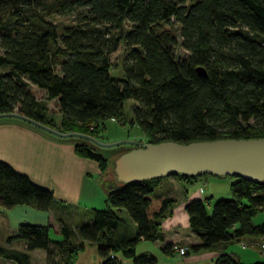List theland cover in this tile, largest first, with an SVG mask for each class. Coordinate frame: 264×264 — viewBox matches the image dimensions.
Returning <instances> with one entry per match:
<instances>
[{"label": "trees", "instance_id": "trees-1", "mask_svg": "<svg viewBox=\"0 0 264 264\" xmlns=\"http://www.w3.org/2000/svg\"><path fill=\"white\" fill-rule=\"evenodd\" d=\"M76 10L83 13V23L58 29L50 18ZM173 23L180 31L179 45L188 51L185 56L176 53ZM104 32L111 44L103 45ZM118 42L127 51L122 77L110 74L108 58ZM58 57L60 72L55 71ZM197 66L204 67L205 75ZM28 80L44 88L47 99L56 100L59 123L47 112L46 102L29 90ZM130 98L137 102L131 121L139 124L145 141L264 136V0H0V112L14 110L61 131L98 138L106 118L122 121ZM72 142L77 154L97 161L107 206L89 209L88 220L75 230L62 223L60 239L50 238L49 224L20 222L7 242L21 239L27 250L44 249L46 264H70L86 242L97 243L100 264H121L113 254L118 251L133 264H156L155 255L137 253L136 245L142 239H164L160 218L176 199L154 193L158 182L167 176L191 182L210 173L120 182L113 172L102 177L108 165L112 171L113 158L95 143L81 137ZM132 146L126 144L122 151ZM230 176L235 178L229 184L231 195L217 198L210 208L200 197L185 202L189 225L199 238L190 245L192 251L264 234V219L251 222L264 205V179ZM53 201L50 188L0 160V206L48 210ZM113 207L126 210L136 222L135 231H118L124 218ZM74 236L80 240H72ZM161 248L171 253L172 243ZM0 255L28 264L26 252L2 244ZM215 264H264V259L244 262L222 252Z\"/></svg>", "mask_w": 264, "mask_h": 264}, {"label": "crops", "instance_id": "crops-1", "mask_svg": "<svg viewBox=\"0 0 264 264\" xmlns=\"http://www.w3.org/2000/svg\"><path fill=\"white\" fill-rule=\"evenodd\" d=\"M0 160L9 163L17 171L27 174L34 182L53 191L54 201L48 210H38L25 204H18L10 208L0 206V244L8 250L26 252L29 256L28 264H35L33 254L40 248L27 250L25 241L21 239L7 242L8 235L15 232L20 222L49 224L53 231V237L50 236V238L60 239L62 238L60 232L62 223L75 230L80 223L88 220L89 209L102 207L106 204L105 194L99 182L100 168L97 161L77 154L74 151L72 139L52 137L18 120L0 119ZM176 180V177L172 176L163 177L158 182V186L163 182L166 185L173 184ZM179 182L189 184L184 180ZM194 191L196 190L189 193V188L185 187L178 209L171 206L160 218L159 228L164 234V239L148 240L149 244L145 245V248L139 253L147 252L155 255L157 257L156 264H179L178 256L180 255L177 252L172 250L171 253H164L162 251L161 247L164 242L186 245L189 247L188 250L192 251L190 245L197 243L199 238L192 232L184 204L190 198L199 197L194 194ZM165 193L173 196L170 192ZM113 209L124 218L118 231L126 233L135 231L136 222L128 217L126 210L117 207H113ZM263 219V215L257 217L256 214L252 217L251 222L257 224ZM244 236L251 238V244L245 241ZM71 239L80 240L76 236ZM255 239H257V246L254 245ZM241 241L246 243L245 247H242ZM258 241L259 236L252 235L220 240L210 248L192 251L184 257V261H181L182 264H215L216 257L222 252L229 253L244 262L261 260L264 258L259 250ZM96 245L95 242H86L83 248L90 247L96 264H100ZM118 252L113 254L122 263L117 255ZM0 264L18 263L13 258L0 255ZM44 264L46 263L44 262Z\"/></svg>", "mask_w": 264, "mask_h": 264}, {"label": "water", "instance_id": "water-1", "mask_svg": "<svg viewBox=\"0 0 264 264\" xmlns=\"http://www.w3.org/2000/svg\"><path fill=\"white\" fill-rule=\"evenodd\" d=\"M197 71L205 75L203 66ZM12 116L38 126L59 137L78 136L101 146L120 143L134 145L113 158L112 172L120 182L154 176L184 173L199 175H238L255 181L264 179V136L218 137L181 142L174 139L145 141L134 139L101 141L76 130L61 131L17 111H2L0 117Z\"/></svg>", "mask_w": 264, "mask_h": 264}, {"label": "rangeland", "instance_id": "rangeland-1", "mask_svg": "<svg viewBox=\"0 0 264 264\" xmlns=\"http://www.w3.org/2000/svg\"><path fill=\"white\" fill-rule=\"evenodd\" d=\"M83 13L79 12L78 10L68 13V14H52L50 15V18L57 23L58 29L61 28L63 25H74V24H80L83 23ZM172 29L176 34L178 45L176 47V53L178 56H185L188 51L181 47L179 43L181 42V36H180V31L176 23L172 24ZM94 34H99L100 32L97 31H89ZM103 42L105 45L106 42L111 44L110 37L108 32H104L101 35ZM117 48L113 51H111L108 54L109 62L111 64L110 68V74L114 77H122L124 75L123 71V66L125 63V57H126V46L123 44V42H118ZM62 58L58 57L55 60V71L60 72V60ZM29 90L32 92V94L35 96V98L41 99L46 102L47 105V112L49 115H52L56 122L59 123L60 121V112L58 110L57 102L55 99H47L45 95V90L42 87L37 86L35 83L31 82L28 80V86ZM137 104V102L134 99H127L124 102V116L122 117V121L115 118V117H109L106 118L103 121V126H101V130L99 133L98 139L101 141H114V140H120V139H134L137 141V144H141L142 142H145V136L139 126L138 123L135 121H131L133 117L132 113V107L133 105ZM2 120H11L14 119L16 120V117L12 116H2L0 117ZM19 119V118H18ZM22 120V119H21ZM46 131V130H45ZM48 132V131H47ZM78 136H69L65 138H74ZM83 138V137H81ZM86 139V138H85ZM93 142V141H92ZM88 143V142H87ZM94 143V142H93ZM89 144V143H88ZM96 144V143H95ZM127 143H120L117 145L113 146H101L96 144L94 146L102 152L108 159L114 158L119 152L122 151L124 146ZM110 166H107L106 171L104 172V175L102 177H112V171L109 168ZM176 182L173 184H168L166 185L164 182L157 186L154 189V193H162V192H170L173 194V196L176 198L175 204L173 205L175 209H178L182 202L183 198V190L185 187L189 188V193L194 191V194L196 196H199L202 199H206V204L207 206L211 207L212 203L220 197H228L230 196V189H229V184L231 181H233L235 178L230 175H214V174H207L204 175L202 178H198L196 180H193L189 182L188 185L179 182L180 180L176 178ZM200 186L202 187V191L199 190ZM107 206L106 204L102 205L101 208H104ZM264 216V208L257 213V217L259 216ZM50 236L53 237V231L52 228L50 229ZM245 241L248 244H251L250 239L246 236H244ZM254 240V239H253ZM254 245L257 246V239H255ZM149 244L148 240L146 241H139L137 243V253L140 252V250H143L145 248V245ZM173 244L176 243H172ZM179 244V243H178ZM97 248V245H96ZM89 249V250H88ZM82 248L79 249L78 252L74 255L72 258L70 264H96L91 252H90V247L89 248ZM173 250V249H172ZM95 251V249H94ZM174 251V250H173ZM176 252V251H175ZM192 251L187 250L185 254H178L180 258L179 264H182V261H184V257H186L188 254H190ZM117 255L119 258L122 260L121 264H133L132 263V258L123 255L122 253L118 252ZM262 257L264 258V254H261ZM182 260V261H181ZM33 262L35 264H44L45 262V250L44 249H38L36 252L33 254Z\"/></svg>", "mask_w": 264, "mask_h": 264}, {"label": "built area", "instance_id": "built-area-1", "mask_svg": "<svg viewBox=\"0 0 264 264\" xmlns=\"http://www.w3.org/2000/svg\"><path fill=\"white\" fill-rule=\"evenodd\" d=\"M199 190L202 191V187H200ZM241 245H242V247H245L246 243L241 241ZM258 246H259L260 252L264 254V234H262L259 237ZM172 249L174 251H176L178 254H185L188 250V246L180 245V244L176 243V244H173Z\"/></svg>", "mask_w": 264, "mask_h": 264}]
</instances>
